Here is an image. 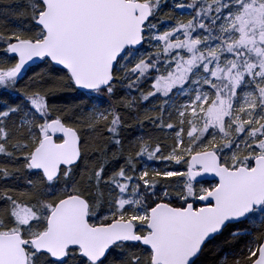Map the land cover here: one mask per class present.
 <instances>
[{
	"label": "snow or ice",
	"instance_id": "obj_1",
	"mask_svg": "<svg viewBox=\"0 0 264 264\" xmlns=\"http://www.w3.org/2000/svg\"><path fill=\"white\" fill-rule=\"evenodd\" d=\"M0 264H264V0H0Z\"/></svg>",
	"mask_w": 264,
	"mask_h": 264
},
{
	"label": "trees",
	"instance_id": "obj_2",
	"mask_svg": "<svg viewBox=\"0 0 264 264\" xmlns=\"http://www.w3.org/2000/svg\"><path fill=\"white\" fill-rule=\"evenodd\" d=\"M133 134H135L134 131H133Z\"/></svg>",
	"mask_w": 264,
	"mask_h": 264
}]
</instances>
